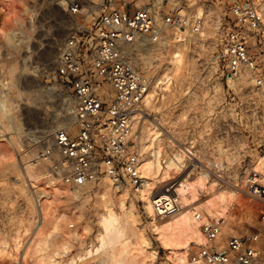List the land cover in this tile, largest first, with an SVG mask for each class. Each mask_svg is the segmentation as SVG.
<instances>
[{"label":"rangeland","instance_id":"1","mask_svg":"<svg viewBox=\"0 0 264 264\" xmlns=\"http://www.w3.org/2000/svg\"><path fill=\"white\" fill-rule=\"evenodd\" d=\"M75 1L80 3L81 12L71 15L68 11L71 0H0V7L18 18L10 24V34L0 36V122L16 152L14 161L0 165V249L18 253L21 258V262L12 260L6 264L31 260L40 249L34 239L45 234L51 214L64 220L53 236L52 248L63 252L60 260L65 264L96 243L104 203L112 201L115 209H119L109 179L72 186L68 196H54L51 182L62 179L53 167L59 157L42 155L53 145L56 129L77 130L70 84L60 74L66 53L81 52L89 61L95 50V20L100 10L124 2ZM1 13L2 10L0 26ZM213 35L210 29L202 33V38ZM141 47L138 61L144 73L157 82L173 68V52H184L185 62L170 91L164 92L160 86L162 94H156L158 87L151 88L149 93L154 96L150 101L146 98L136 113L135 138L143 142L147 125L158 123L166 154L192 141H196L199 153L196 159L190 157L185 161L175 178L158 185L156 193L189 174L206 175L205 185L198 188L199 205L217 190L233 189L234 180L248 175L254 155L264 149V102L247 79L231 78L211 64L214 50L211 39L185 36L179 44L171 40ZM123 187L128 189V201L133 199L137 205L136 227L150 239L148 251L154 255L148 257L149 263L176 264L169 257L170 250L156 239L151 218L138 194ZM244 196L247 194L241 192L234 198L227 219L221 222L224 237L260 232L264 251V226H259L264 224L261 216L264 208L248 212L242 203ZM200 247L193 244L190 255Z\"/></svg>","mask_w":264,"mask_h":264},{"label":"built area","instance_id":"2","mask_svg":"<svg viewBox=\"0 0 264 264\" xmlns=\"http://www.w3.org/2000/svg\"><path fill=\"white\" fill-rule=\"evenodd\" d=\"M68 11L80 13V3L71 0ZM210 29L214 34L209 38L214 43L211 64L231 78L245 77L264 102V0H124L101 9L91 59L68 51L60 66L74 98L77 130L56 129L53 145L42 153L58 155L53 167L60 177L75 187L106 176L133 192L143 187L135 117L151 88L162 81L144 73L137 57L141 46L171 40L179 44L185 36L208 41L202 33ZM2 126L0 122V136ZM246 179V189L263 197L260 172L252 169ZM167 188L165 195L154 197L161 216L180 208L176 184ZM261 216L264 220V210ZM203 230L214 242L222 236L223 226L212 222ZM191 259L204 264H264L260 232L229 234L217 244L200 247Z\"/></svg>","mask_w":264,"mask_h":264},{"label":"bare ground","instance_id":"3","mask_svg":"<svg viewBox=\"0 0 264 264\" xmlns=\"http://www.w3.org/2000/svg\"><path fill=\"white\" fill-rule=\"evenodd\" d=\"M199 9L201 11V8ZM0 10H2L3 21L0 26V36L8 35L11 32L10 24L18 18L13 16L14 14L12 15L11 11L2 8ZM172 61L173 68L164 73L162 83L156 85L159 89L156 94H162L160 86L164 92L172 89L185 62V53L181 51L173 52ZM2 86V88L5 87ZM151 96L154 95L151 93L147 95V101L151 100ZM5 135L4 133L3 137H0V165L10 163L16 158V152L12 149V140L10 136ZM162 135L163 131L160 124L152 123L146 127L143 142L141 139L139 140L138 163L140 172L145 178V183L143 187L134 193L138 194L142 200L144 208L151 218V226L156 239L164 248L170 250L169 257L173 262L176 264H204L202 261L191 259L190 255L193 244L202 247L212 243L204 233L203 226L212 222L221 223L223 220L225 221L234 198L241 192L247 194V196H244L242 203L248 212L264 208V196L259 197L251 194L247 189L244 190L246 176L242 179L236 178L233 189L217 190V193L213 196L210 193L211 197L209 196L208 200L199 205L198 188L204 184L206 175L192 176L189 174L176 184L180 203L179 210L167 215H158L154 206V197L161 194L165 195L169 188L156 193V187L161 184L164 185L175 178V175L181 172L188 158L194 155L199 156L197 149H195L196 141L190 142L187 146H180L169 155L166 154V149L162 143ZM250 168L260 172V181L264 183V149L254 155ZM103 179L111 181L109 185L113 187L116 198L119 200V209H115L112 201L104 203V209L99 216L100 231L96 243L81 254L72 257L65 264H86L100 261L105 264H150L148 257L152 258L154 253L148 251L149 237L136 227V221L139 219L136 203L133 199L128 201V189L123 187L126 185L120 186L107 176ZM72 186L64 179H56L50 185L53 190L52 193L55 194L54 196H68L72 192ZM104 193L107 194V192ZM63 221L55 214L48 215L46 221L48 229H45V234H40L41 237L37 240L34 239V244L40 249L35 253L33 252L31 260L24 261L23 264H62L60 258L63 252L52 247L55 245L53 236L60 231L62 225H64ZM259 226H264V224L259 223ZM40 231H38V234ZM224 236L222 232V236L214 243L217 244L222 241ZM16 245H21L20 238L16 239ZM104 250L106 252L103 253ZM17 255L19 254L0 249V262L3 264L12 260L21 262V258H18Z\"/></svg>","mask_w":264,"mask_h":264}]
</instances>
